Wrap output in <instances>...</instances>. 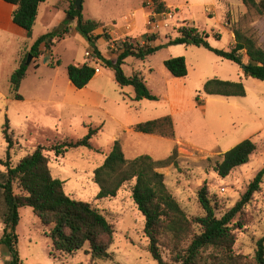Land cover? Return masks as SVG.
<instances>
[{
  "label": "rangeland",
  "instance_id": "374dc122",
  "mask_svg": "<svg viewBox=\"0 0 264 264\" xmlns=\"http://www.w3.org/2000/svg\"><path fill=\"white\" fill-rule=\"evenodd\" d=\"M120 1L83 0L82 8L78 10H82L85 16L95 15L105 21L115 16L114 20L121 26L125 24L123 16L128 5ZM173 1L180 4L179 9L172 10L175 18L171 20V26L157 33V39L165 41L167 38L169 41L170 37L178 36L177 29L183 22L178 16L179 10L182 16L193 20L198 27L207 29L211 34L209 42L214 47L230 49L234 43V30L240 29L253 36L264 48V15L259 16L255 10L246 9L238 18H234L230 10L223 15L224 0ZM187 3L189 5L185 6ZM206 6L211 8L208 12ZM72 16H63V20L56 17L54 22L57 28L77 24V19ZM143 28L145 26L139 21L138 33L142 34ZM42 32L44 27L39 21L35 36ZM124 39L128 38L115 41ZM18 40L11 34L0 33V157H6L8 147L4 136L6 118L9 119L14 141L11 150L14 164L39 145L45 147L52 174L65 181L66 193L91 202L114 224L113 244L109 249L113 253V260H100L98 264H159L153 258L144 234L145 218L132 198L135 180L126 182L116 196L97 199L100 188L95 181V170L104 162L116 140L121 142L127 159L149 154L155 160H163L177 151L178 168L170 164L157 170L164 173L168 188L191 217L204 213L199 201L202 188L208 189L210 197L218 205V215L222 216L241 199L249 183L264 168V80L247 75L243 64L220 57L207 48L185 44L166 45L144 60L127 58L123 65L124 72L127 75H132L134 71L141 72L148 88L157 96L155 100L135 101L131 98L135 93L134 88H122L116 81L114 70L101 61L99 68L102 73L92 81L90 87L102 88L106 99L101 108L94 109L64 105L61 97H49L53 88L59 92L66 89L69 82L68 64L84 58L88 60L87 63H92L85 56V51L90 50L92 45L84 36L71 35L55 46L54 53L61 61L57 69L45 66L44 57L39 60L41 65L36 67L35 59L28 55L27 60L31 59V62L19 89L22 100L14 99L10 93V70H15L20 63L16 61ZM27 40V44L33 42L29 38ZM108 44L106 49L100 44L105 50L102 53L116 60L120 48L112 41ZM28 51V47H22L20 56L23 57ZM242 54L244 63H247L245 51ZM178 56L186 58L188 74L185 77L173 76L164 64L165 60ZM215 77L242 81L246 95L205 94L204 84ZM167 115H172L174 121V138L134 130L139 123ZM90 128L96 129L91 139L93 147L71 148L64 156H56L48 150L55 143L85 137ZM247 138L257 145L250 161L236 167L229 176L220 177L215 167L222 161V154ZM0 171H5V167L0 165ZM20 215L17 232L22 264H91L90 255L85 254L88 246L73 256L66 257L59 253L51 256L52 242L46 235L48 229L44 228L32 207H22ZM243 216L246 230L238 233L235 249L251 258L255 251V239L264 234V179L261 191L247 205ZM3 228L0 222V238ZM163 255L165 260H170L168 250H164ZM9 262L7 249L0 245V264Z\"/></svg>",
  "mask_w": 264,
  "mask_h": 264
},
{
  "label": "trees",
  "instance_id": "16d2710c",
  "mask_svg": "<svg viewBox=\"0 0 264 264\" xmlns=\"http://www.w3.org/2000/svg\"><path fill=\"white\" fill-rule=\"evenodd\" d=\"M6 1L16 5L12 15L13 22L26 30L28 37L32 38L40 4L46 0ZM151 1L157 13L171 11L163 0ZM241 1L247 10L253 9L259 16L264 15V0ZM69 14L77 19L78 32L91 43L103 64L114 70L117 83L122 88H134L132 100H155L157 96L148 88L141 72L134 71L132 75L124 72L123 65L127 58L144 60L171 44L207 48L220 57L246 64L247 75L264 80V48L253 36L240 29L234 30V43L230 49L225 50L214 47L209 42L211 34L208 31H201L183 21V26L177 29L178 36L173 39L170 37L164 44H141L133 38L115 41L114 44L120 48V52L117 59L113 60L104 56L95 45L97 38L94 31L102 23L84 19L82 10H78L75 1ZM64 31L65 29L60 33ZM56 37H60L56 31L39 36L28 53L21 58L19 66L10 76V93L14 99H23L19 89L27 74L28 55L37 58L41 44H45L47 49H52ZM156 38V34L148 35L147 41L152 42ZM242 51H245L248 57L247 63L243 61ZM51 64L60 65L61 61L58 59ZM164 64L175 77H185L188 74L187 61L183 56L169 58ZM36 67L39 65L36 64ZM67 72L70 81L78 89L86 87L96 75L94 66L87 62L71 63L67 66ZM204 92L207 95L245 96L246 88L242 81L215 77L204 84ZM135 130L168 138L175 137L171 115L139 123L135 125ZM95 132L96 129L90 128L85 137L55 143L48 150L53 151L56 156H64L71 148L93 147L91 139ZM4 136L8 147L6 157H0V165L5 167V171H0V222L4 225L0 245L9 253V264H22L17 227L21 220L20 209L25 206L32 207L44 228L48 229L46 235L52 242L51 256L54 257L56 253L66 257L73 256L88 246L85 254L90 255L91 264H98L100 260H113V253L109 252V249L113 244L115 227L107 216L91 202L73 198L66 193L65 181L52 174L50 158L45 154L44 146L39 145L14 164L11 154L14 141L8 118ZM256 150L257 145L251 138L243 140L222 154V161L216 165L215 171L222 178L229 176L236 167L248 163ZM176 159V150L163 160H155L149 154L127 159L121 142L116 140L104 162L95 170V181L100 188L97 199L114 197L126 182L135 180L132 198L145 218L144 234L149 241V250L159 264H264V234L255 239V251L251 258L235 249L238 233L246 230L244 210L255 194L261 191L264 168L249 183L241 199L222 216L218 215V205L210 197L208 189L202 188L199 191V201L204 213L191 217L168 188L164 173L157 170L170 164L178 168ZM164 250L170 253L168 261L164 258Z\"/></svg>",
  "mask_w": 264,
  "mask_h": 264
},
{
  "label": "crops",
  "instance_id": "0c3cea01",
  "mask_svg": "<svg viewBox=\"0 0 264 264\" xmlns=\"http://www.w3.org/2000/svg\"><path fill=\"white\" fill-rule=\"evenodd\" d=\"M73 1H76V0H53L52 2L50 0H46L45 2L41 3L39 7L36 24L33 29L32 38H29L26 30L19 27L13 22L12 15H13L14 10L16 9V5L6 0H0V33L11 34L16 39H19L18 41L20 42V44L18 45L17 51H16V61H19V62L21 61L22 57L20 56L21 55L20 52H21L22 47H28V49L30 50L31 46L33 45V43L39 36L49 33V32L56 31L57 34L60 35V37H56L54 39V45L52 49H47L45 44H41L39 56L37 58H34V57L33 58L35 59L36 64H38L39 66L41 65L39 63V60L42 57H44L43 64L45 66L50 67L51 69H57L59 67V65L52 66L51 64V63H55L56 60H58L54 53L55 46L57 44L64 42L71 35L78 36L80 35V33L77 30L76 23L75 25L70 23L68 25L60 26V28H57L56 26L57 23L54 22V19L59 16L60 20H63V16L70 15L69 11L71 10ZM99 1L102 2V0H99ZM121 1H123L124 4L128 5L126 9V14L123 16V18L125 19V24L121 26L117 25L116 20H114L115 16H111L109 21H105L103 20V18H98V16H95V15H90V16L83 15L84 19L86 20L87 19L95 20L99 23H102V25L94 31V36L97 38L95 45L98 47V49L101 52L105 53L104 49H106V46L109 45L108 42L110 40H117L119 38H125V37L128 39L130 37L131 38L133 37V39H136L140 43L141 42L147 43V44L149 43L152 46H157V45L168 42L166 40L167 38H165V41H163L162 39H157V38L152 42L147 41V37L149 35L147 23H148L149 16L151 13V9L148 7L147 4L149 2H152L151 0H121ZM163 1L165 2L166 6L171 11L174 9H179L180 4L174 2L173 0H163ZM257 1H260V0H257ZM184 5L188 6L189 3L184 4ZM206 8L211 9L209 6H206ZM228 10L231 11V14L233 15L234 18H238L241 12H244V10H246V7L242 3L241 0H224L223 1V11H222L223 15ZM177 11H178V16L180 17V19L182 18L183 21H186L190 25H193L200 30H203V31L207 30V29L205 30L201 27H198L197 24L193 20L186 18V16H182L183 13H181L179 10ZM39 21L44 27V32H42V34H39L38 36H35V27ZM139 21L142 23L143 26H145V28H143L142 34L138 33L137 31ZM63 29H65V31L60 33ZM106 30H108L107 34L105 33ZM162 31H165V29H162ZM109 35L111 39H108ZM164 37H166L165 33H164ZM28 38L32 40L33 42H30L27 44L28 40L26 41V39ZM100 44H102L101 47L105 46V48L102 49L100 47ZM88 50L89 49H87L86 51ZM90 50L94 51L93 46H90ZM86 62H88V60L84 58L82 61L75 60L73 63L84 64ZM10 71L13 72L14 68H11ZM101 73L102 71L100 69V72L96 73V75L90 81V83L82 89L76 88L69 79V82L67 83L66 89L64 91L59 92L58 90L53 88L49 92V97L54 98L55 96H59L61 97V102L64 105H68V106L90 107L94 109L101 108L104 104V100L106 99L105 93L102 91V88L93 89L92 87H90L92 81L97 76L101 75ZM128 128L129 126L126 127V129ZM134 130H135V126H134ZM151 135H157V134H151ZM157 136H160V135H157Z\"/></svg>",
  "mask_w": 264,
  "mask_h": 264
},
{
  "label": "built area",
  "instance_id": "2783aa9c",
  "mask_svg": "<svg viewBox=\"0 0 264 264\" xmlns=\"http://www.w3.org/2000/svg\"><path fill=\"white\" fill-rule=\"evenodd\" d=\"M148 7L151 9V13L148 20V29L149 34L153 35L159 33L162 29H167L171 26V20L175 18V12H165V13H157L155 11L154 5L152 2H149ZM209 8H206V12H208ZM183 24L179 25L178 28L182 27ZM105 33H108V30L105 31ZM114 44L115 40H110ZM86 57L88 59L92 60V63L89 61V64H92L96 70V73L100 72L99 64L101 62L100 57L91 50L86 51L85 53Z\"/></svg>",
  "mask_w": 264,
  "mask_h": 264
},
{
  "label": "water",
  "instance_id": "95a60500",
  "mask_svg": "<svg viewBox=\"0 0 264 264\" xmlns=\"http://www.w3.org/2000/svg\"><path fill=\"white\" fill-rule=\"evenodd\" d=\"M75 4L77 6L78 9H81L82 8V4H83V0H76L75 1ZM74 18V16H72ZM31 55V54H30ZM33 58V56L31 57V59ZM31 59H28L26 64L29 65L30 62H31ZM243 68L245 69L246 68V64H243Z\"/></svg>",
  "mask_w": 264,
  "mask_h": 264
}]
</instances>
